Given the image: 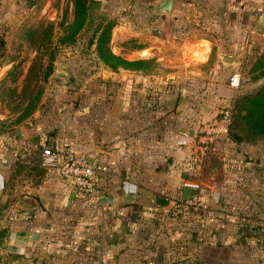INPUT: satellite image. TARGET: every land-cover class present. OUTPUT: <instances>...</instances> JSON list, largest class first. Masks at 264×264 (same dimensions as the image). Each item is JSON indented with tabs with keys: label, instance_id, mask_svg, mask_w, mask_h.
<instances>
[{
	"label": "rangeland",
	"instance_id": "374dc122",
	"mask_svg": "<svg viewBox=\"0 0 264 264\" xmlns=\"http://www.w3.org/2000/svg\"><path fill=\"white\" fill-rule=\"evenodd\" d=\"M99 1L100 4L96 6L90 24L78 34L74 43L67 45L58 40L62 31L59 22L64 16L65 23L72 20L73 6L71 0H0V38L4 41L3 47H0V148L2 153H8L6 155L9 156L5 184L3 189H0V228H5L8 235H10V231H19L17 228L22 227V223H19L21 220L30 219L31 212L29 210L30 208L34 209V205L25 203L27 208L23 209L25 205L19 202L34 185L40 182L41 172L43 171L40 165V149L32 145L24 146L20 139L22 137L21 133L24 134L25 132L19 130V128L33 129V131L36 129L37 132V127H41L47 134H54V136L61 137V139L70 134L81 137L83 136L82 126L85 123L83 114L88 107L89 99L91 98V103H98L101 96L107 93L108 88L111 92L118 89L120 83L113 81L112 78H109V80L113 81V85L112 83L107 84L109 82L108 69L97 57L95 30L99 23L113 22L114 24L109 41L112 52L117 47L122 49V52H129L128 50L137 46H148L147 53H150L152 51L150 47H154L160 55L163 54L168 57L169 60L165 61V67H170L169 69L173 71H184L182 66L186 60L196 62L198 59H205L206 50L201 52L200 55L193 56L192 54L196 53L197 50L196 45H189L188 43H192L201 36H207L213 41L212 35L215 32L208 27V22L203 20L202 10L195 4L197 1H187L182 8L180 1L175 0L171 14L161 17L154 16L150 10L151 5L159 0ZM48 22L54 24L52 45L55 58L52 71L45 80L41 76L36 78L37 83L43 88L40 102L31 115L18 120L28 97V95L21 96L24 79L36 55L35 46L28 39L27 31L38 26L45 27ZM250 41L253 42V46L249 53L245 49L241 56L242 62L235 63L232 69V72L240 74L239 90L241 93L251 92L262 81H252L249 70L254 59L264 48V33L256 34L250 38ZM216 50L215 47L211 49L209 63L217 58ZM139 55L141 54H132L133 57ZM185 57L188 59L184 60ZM45 60L46 57L43 61ZM208 71L209 68H204L203 75L205 77L203 78L202 92L205 94L196 97L197 102L204 107L207 102L212 103L213 97V95L210 97L211 92L210 90L207 91L208 86L205 85L209 82L206 77ZM103 76L106 77V80H103ZM218 99L215 100L218 103L216 107H212L217 112L231 98L230 95H226L220 96ZM222 99H225V101ZM211 118L212 116L203 119V121ZM199 145L201 146L197 143V146ZM229 145L226 143V139H220L219 143L218 141L214 143L210 150L206 151L198 147L196 154H191L194 158L195 156L198 157L197 160L201 165L200 169H203L205 173L204 182L206 183L204 190L199 192L197 190V194L194 192L192 196L198 195L201 203H224V218H226V215L229 216L228 219L232 218V210L231 208L227 210L226 207L229 204L225 203H237L236 209L233 208L236 219H242L241 217L244 215H249V212H246L248 210L244 209V203H254L252 204L254 212L250 213V217H253L255 222L249 229L253 233V228L260 227L257 223L259 217H261L259 215L264 216V211H259L260 208H257L259 204H255L261 199L264 200V193L261 194L258 187L256 188L257 181L252 182L254 184L251 185V192L247 190V185L235 184L238 176L235 175V168H232L231 162L236 159L235 157L240 156L242 151H247L244 156L247 161L249 158L256 159L257 157L264 160L262 142L240 143L234 145L231 150L228 148L232 145ZM12 146H15V149H12ZM216 147L218 150L213 151ZM194 158L189 161L191 164ZM223 164H226V166L224 167ZM242 165L244 163L239 161V167H242ZM212 171H215V174H211ZM250 179L254 181L253 177ZM260 196L263 198L260 199ZM184 201L180 200V202ZM262 204L264 207V203ZM137 210L142 217L148 213L147 209L141 206ZM114 211L107 214L105 223L98 224L95 220L88 221L84 219L76 221V219L69 218L65 221L57 220L51 228H48L47 232L58 235L56 237L58 240L53 241L54 247L57 249L62 247L66 249V243H69L67 237L74 234L84 236L87 233L96 238L98 237L95 243L91 241L92 244L94 243L93 248H95L92 256L98 255L99 262L97 261L96 264L108 263L106 262L107 258L108 261L110 258L113 263L114 258L111 251H121L123 264H164L163 252L165 251L166 257V251L170 248L168 244L164 247L165 242L161 241L162 238L167 239V235L170 233L168 229H165V226H170L171 231L177 229L175 223L176 220L180 222V218L184 214L183 210L172 206L170 222L167 218L162 217V213L159 215L157 210L156 212L152 210L153 213L150 218L152 224L149 227L152 230L151 238L155 235H157V238L152 242L146 239L142 233L137 239V243L131 241V235L135 228L133 227L134 224L129 222L131 221L129 219L127 221L123 219L125 223L123 221L122 223L117 222L119 223V229L117 228L119 231L115 232L118 233L117 235H114L117 226L115 221L124 217V214H118ZM217 214L218 212H213L209 208L205 212L196 213V215H190L187 212L186 216L198 217L200 221L195 222L192 219L183 225L181 230L186 232L184 236L186 249L181 250L178 245L172 243L171 250H177V252L187 250L189 257L183 259L186 260V264L198 262L202 264H259V262L264 261V251H260L259 246L253 242L246 243L248 250L245 252L230 248L226 244L227 241L223 243L224 245H219L220 238L217 235V237H213L215 239L213 245L207 243L208 239L212 238L211 235H215L213 233L214 226L211 223L215 222L213 217H216ZM77 215L80 218V214ZM261 233L257 239L264 241V234ZM252 236L254 238V234ZM7 239L8 237L3 240L4 244H0V264H37L33 256L28 258L20 256L18 248L10 245ZM173 246L178 248L175 249ZM104 247L109 251L111 250L107 255L98 251H103ZM29 248L33 253L36 247L33 244ZM87 261L80 255L73 262L66 258L57 260L55 264H95L94 259L90 263Z\"/></svg>",
	"mask_w": 264,
	"mask_h": 264
},
{
	"label": "crops",
	"instance_id": "0c3cea01",
	"mask_svg": "<svg viewBox=\"0 0 264 264\" xmlns=\"http://www.w3.org/2000/svg\"><path fill=\"white\" fill-rule=\"evenodd\" d=\"M178 1L182 8L187 1H197L195 4L202 10L203 20L207 21L208 27L215 32L212 35L213 41L207 36H201L192 43H188L196 45L197 50L192 54L193 56L200 55L204 50L207 51L204 60L198 59L196 62L186 60L182 66L184 71H173L169 69L170 67H165V61L169 60L168 57L160 55L154 47H150L152 48L150 53H147L148 46H137L128 50L129 52H122V49L117 47L113 52L127 60H153L155 72L135 73L123 69L119 71L107 70L108 80L112 78L113 81H118L120 84L118 89H114V92L108 88L107 93L102 95L103 97L101 96L98 103H91V98L89 99L88 107L83 114L85 120L82 126L83 136L70 134L61 139L54 134H47L41 127H37V132L36 129L33 131V129L19 128L25 132L21 133L20 140L26 147L32 145L40 149L45 145L53 148H70L87 155L89 159L107 163L110 167V175L106 176L102 182V193L105 196L102 200L96 196L81 197L77 195L70 183L55 176L46 173L41 176L40 182L34 185L19 202L25 205L23 209L27 208L25 203L34 205V209H28L31 212L30 219L21 220L19 223H22V227L17 228L19 231H10V235H8L7 240L10 245H14V248H18L20 256L27 258L33 256L37 264H55L57 260L66 258L73 262L77 256L81 255L83 259L89 261H87L88 263L94 259L93 262L96 264L98 255H92L95 250L93 244L98 240V237L87 233L84 236L74 234L67 237L69 243H66V249L63 247L57 249L54 247L53 241L58 240L56 238L58 235L47 232L48 228H51L57 220L65 221L69 218L76 219V221L84 219L95 220L98 224L105 223L107 214L116 209L114 212L124 214V217L115 221L117 226L114 235L118 234L115 233L119 231L118 224L122 223L123 219L124 221L129 219L135 228L131 235L132 242L136 241L137 243V239L142 233L146 239L153 242L157 235L151 238L152 230L149 225L152 224L150 222L152 210L155 212L157 210L159 215L162 213V217L167 218L170 222L173 203L188 199L197 190H204L206 186L205 173L203 169H200L198 157L191 156L192 153L196 154L199 147L197 146L199 124L203 119L217 115L218 112L212 107H216L218 104L215 101L219 100L218 97L230 95L231 99L228 102H231L241 92L229 84V78L238 72H232L234 67L225 69L219 56H237L239 61L236 64L242 62L241 56L245 49L249 53L253 46L250 38L256 34L264 33V0ZM214 47L217 49V53L215 52L217 58L209 63V53ZM242 50L243 52L240 53ZM135 53L141 55L133 57L132 54ZM185 59L188 58L185 57ZM204 68H209L206 75L209 82L205 85L208 86L207 91L211 92L210 97L212 95L214 97H212V103L207 102L205 107L196 100V97L205 94L202 92V83L205 77L203 75ZM112 80H109L107 84L112 83L113 85ZM181 94L184 95V100L178 109ZM222 100L225 101V99ZM226 143L230 144L229 146L232 145L228 148L230 150L234 145H237L230 138L226 139ZM11 148L15 149V146ZM217 150L216 147L213 151ZM0 152V189L2 190L9 167V156L6 155L8 153H2L1 148ZM246 152H240V156L235 157L236 159L231 162L232 168H235V175L238 176L237 180H234L235 184L247 185V190L251 192V185L254 184L252 182L257 181L256 188L258 187L260 193L263 194L264 170L250 166L245 169L247 166V159L244 157ZM193 158L194 161L191 164L189 161ZM222 159L224 158L222 157ZM238 160L244 163L242 167H239ZM223 166L225 167L226 164ZM211 174H215V171H212ZM251 177L254 181H251ZM122 192L135 193L137 198L129 205L118 206ZM39 195L49 198L48 209H45L41 204ZM261 198L263 197L260 196ZM263 201L261 199L255 203L259 204L257 207L261 209L259 211H264L262 210L264 208ZM204 204L211 211L218 212L217 216L213 217L215 222L211 223L214 226L213 233L215 235L212 234V238L208 239L207 243L213 245L215 240L213 237L217 235L220 238L219 245H224L223 243L227 241L226 244L230 248L247 251L246 240L254 239L253 233L249 230L255 222L253 217H250V213L254 212L252 205L254 203H244V209L248 210L246 212H249V215H244L241 217L242 219H236V213L233 210V208L236 209L237 203H225L229 204L226 207L227 210L229 208L232 210L231 219H228L229 216L226 215L224 218V203ZM140 206L147 209V216L139 215L137 209ZM188 212L190 215L198 213L192 209H189ZM78 213L80 218H78ZM190 215L181 217L180 222L176 220L177 229L174 231H171L170 226H165V229H168L170 233L167 235L168 240L162 238L161 241L165 242L164 247L168 244L170 248L166 251V257L165 251L163 252L164 264L189 257L187 250L172 251L171 244L178 245L181 250L186 249L187 245L184 241L186 232H182L181 229L187 221L192 219L195 222L200 221V218H193ZM259 216L261 217L256 221L264 234V216ZM124 221L123 223H125ZM242 226L243 229L239 232L238 228ZM61 238L63 237L61 236ZM91 241L94 243L92 244ZM33 244L36 248L32 253L29 246ZM173 248L177 249L175 246ZM258 248L260 251H264V245ZM98 251L107 255L111 250L104 247L103 251ZM111 252L114 262L112 263L110 258L108 261L107 258L106 262L108 263L106 264H123L121 251Z\"/></svg>",
	"mask_w": 264,
	"mask_h": 264
},
{
	"label": "trees",
	"instance_id": "16d2710c",
	"mask_svg": "<svg viewBox=\"0 0 264 264\" xmlns=\"http://www.w3.org/2000/svg\"><path fill=\"white\" fill-rule=\"evenodd\" d=\"M72 2V20L65 23V16L59 22L62 28L61 35L58 37L59 42L63 44L74 43L78 34L83 31L90 21L93 19V12L96 6L100 4L99 0H71ZM175 3L173 4L174 7ZM113 22L99 23L96 27L95 46L98 59L104 66L111 71H119L121 69L135 73H153L155 72L154 62L151 59H136L127 60L119 54L112 52L109 47L111 30ZM54 33V24L48 22L45 27H34L27 31L28 39L32 42L36 49V55L32 60L28 72L24 79L21 96L27 97V103L21 110L18 120H22L36 109L40 102L43 88L37 83L36 78L40 76L45 80L52 71L55 51L52 45ZM4 41L0 38V47H3ZM44 57L46 60L43 61ZM252 81H261L256 88L251 92L239 93L233 102V110L231 121L228 126V138L234 141L237 145L240 143H256L262 142L264 152V48L259 55L254 59L249 70ZM34 82V83H33ZM231 136V137H230ZM45 171L41 172V176ZM243 229L238 228V231ZM240 232V231H239ZM254 238L246 242L254 243L257 246L264 245L257 237H259L262 229L256 227L252 229ZM241 233L239 234V236ZM8 237V232L5 228H0V244ZM245 242V241H244ZM186 260L172 262L170 264H186ZM163 264V263H162ZM202 264V263H193Z\"/></svg>",
	"mask_w": 264,
	"mask_h": 264
},
{
	"label": "built area",
	"instance_id": "2783aa9c",
	"mask_svg": "<svg viewBox=\"0 0 264 264\" xmlns=\"http://www.w3.org/2000/svg\"><path fill=\"white\" fill-rule=\"evenodd\" d=\"M229 84L239 89L240 74L232 75L229 78ZM232 110L233 102L231 101L225 104L217 115L199 124L197 143L201 144L200 148L208 151L220 139L228 138ZM40 165L47 175L70 183L77 195L81 197L96 196L101 200L105 198L102 193V182L106 176L110 175V167L107 163L89 159L87 155L70 148H53L44 145L40 147ZM173 206L183 210V217L186 216L189 209L198 213L208 209L204 203H201L198 195H194L184 202L173 203ZM259 264H264V261Z\"/></svg>",
	"mask_w": 264,
	"mask_h": 264
},
{
	"label": "water",
	"instance_id": "95a60500",
	"mask_svg": "<svg viewBox=\"0 0 264 264\" xmlns=\"http://www.w3.org/2000/svg\"><path fill=\"white\" fill-rule=\"evenodd\" d=\"M173 9V0H159L158 2L151 5L150 10L154 16H169ZM223 67H233L234 64L239 61V57L237 56H229V55H220L219 56ZM103 80H106V77L103 76ZM184 100V95L181 94L178 101V109L180 108L182 102ZM247 166L259 168L264 170V160L261 157H257L256 159H251L247 161ZM137 198L135 193H125L122 192L120 195V201L118 206H126L134 202ZM39 199L41 204L45 209H48L49 198L44 195H39Z\"/></svg>",
	"mask_w": 264,
	"mask_h": 264
}]
</instances>
